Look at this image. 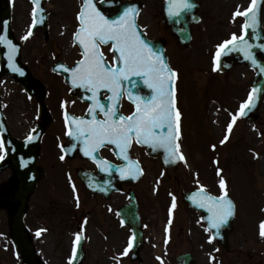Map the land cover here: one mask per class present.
Here are the masks:
<instances>
[{
	"label": "rangeland",
	"instance_id": "obj_1",
	"mask_svg": "<svg viewBox=\"0 0 264 264\" xmlns=\"http://www.w3.org/2000/svg\"><path fill=\"white\" fill-rule=\"evenodd\" d=\"M4 1L14 7L13 26L20 32L21 38L32 22L31 4L28 0H0V12ZM163 1L141 0L144 8L140 22L150 37H161L168 43L171 64L178 74L176 86L181 114V148L185 159L176 170L164 176L160 175L158 164L147 162V177L137 189L143 205L147 238L141 258L132 261L127 256L131 254L130 249L124 254L129 244L127 232L118 227L111 214H107L106 203L87 193L77 179L60 178L59 168H55L30 198L26 217L36 250L44 264H69L76 232H82L87 238L83 264H111L108 258L111 252L124 256L120 258V264H176L177 255L187 251L196 257V264H264V237L260 235L258 224L260 219L264 220V99L259 110L260 118L256 122L245 123L237 115L229 133L228 124L239 112L241 104L245 103L244 88L247 86L249 89L254 72L246 66H238L230 73L221 74L214 69L212 62L217 45L230 39L233 33H241L238 26L240 16H234V13L238 9H247L251 0H199L202 21L193 27L195 39L188 48L179 47L176 39L164 29L161 22ZM80 3L81 0L49 1L47 7L52 16L48 38L45 40L36 33L28 38L24 47L22 59L25 63L29 62L34 72L41 71L37 68L39 65L48 67L57 58L70 63L78 57L71 32L73 26L76 27L72 16L78 11ZM54 77L56 79L51 81L48 79L53 96L48 97V103L52 111L62 112L64 102H59L56 91L60 96L62 92L66 95V86L59 76ZM13 86L17 88L16 92ZM2 91L7 104L4 112L8 126L14 136L21 137L30 125L28 123L35 114L36 105L26 101L20 87L13 84L8 76L0 77L1 104ZM70 99L67 94L66 101ZM213 107L221 116L217 129L213 127L210 115ZM56 130L48 128V136L53 137L54 133H58ZM226 135L228 139L221 143ZM215 148H224L221 159L225 158L226 173H223L220 164L219 167L216 165ZM0 155L4 152L0 151ZM12 172L11 168L0 171V192ZM218 175L228 176L240 192L236 194L240 204L239 216L236 227L228 236L229 250L212 242L205 225L197 221L199 215L181 202L183 194L196 185L206 188L215 186L212 181ZM173 197L175 208L171 207ZM115 201L110 200L109 205L115 207ZM90 210V219L83 220ZM10 220L11 214L0 209V264H23L18 256L16 259L10 247ZM81 221L86 225H82Z\"/></svg>",
	"mask_w": 264,
	"mask_h": 264
},
{
	"label": "snow or ice",
	"instance_id": "obj_2",
	"mask_svg": "<svg viewBox=\"0 0 264 264\" xmlns=\"http://www.w3.org/2000/svg\"><path fill=\"white\" fill-rule=\"evenodd\" d=\"M34 7L32 9V26L42 23L44 9L40 6L41 0H32ZM264 0H251L247 9L234 13V16H243L248 19L242 25V34L237 36L232 34L230 40L224 41L217 45L215 54L216 68L220 66V58L227 51L239 50L244 53L245 59L251 60L256 64V58L251 51L253 45L246 39L248 29H256L258 24V9ZM193 4L189 0H169V15L178 17L183 12L191 9ZM137 8L129 6L124 8L121 15L115 19H109L103 12L96 7L95 0H83L81 11L78 14L80 27L74 34V39L79 42L83 48V59L78 61L76 67L70 69L72 73V84L78 83L85 88H91L93 93L99 88L110 89L113 96L110 99L119 101L121 92L120 85L122 80L128 79L131 75H143L144 83L152 90L149 94L135 97L129 92V99L135 104V110L131 115H119L116 111L105 110L104 106L96 102L89 109L90 113L99 109L104 114V119H97L95 115L92 119L73 117L71 121L65 115L66 122L75 125L74 131L69 130L68 135L74 136L77 140L83 141V152L86 156L95 159L94 153L104 146L105 142L116 145L119 148V155L129 161V165L136 164L137 167L132 169L129 165L121 167L119 170L123 175L125 171L132 174L133 171L139 173L142 170L138 167V162L130 161L127 149L130 147L132 139L135 138L137 143L151 145L153 147H163L167 151V162L184 160L183 153L180 152V146L177 143L180 132V112L176 107L174 82L177 73L166 63L164 57L158 52H154L149 42H146L137 30L136 25ZM32 35L29 31L23 39ZM0 43L8 47L7 58L9 66L13 71L21 72L22 69L17 67L13 61L17 46L7 38L6 35H0ZM111 43L112 47L119 53V58L123 61V67L113 68L106 65L103 60L101 44ZM264 48V45H259ZM64 69L65 65H58ZM264 71V69H262ZM253 89L249 94L248 100L242 103L239 112L233 115L232 122L228 124V132H231L233 124L236 122L237 115L245 116L246 109H250L253 104ZM33 139L32 136L27 138ZM228 139L226 135L221 143ZM74 147V146H73ZM215 147V145H213ZM0 151L6 154L5 143L0 139ZM4 155H0V160ZM63 159V157H61ZM103 171H109L111 165L107 160H97ZM219 174V173H218ZM221 189L226 188L223 178L220 179ZM191 199L198 203L201 208H207L211 214L208 220L211 221V227L219 229L227 223L229 217L234 215V202L228 198L227 192L220 196L207 194L204 187L201 186L199 192L193 193ZM172 208L176 207L175 198L173 197ZM171 212V209H170ZM171 223V221H169ZM260 235L264 237V221L260 224ZM43 231V230H41ZM40 233L38 232L37 235ZM214 237H210V240ZM81 239L79 233L76 234V243ZM134 237L130 238L128 248L124 254L133 246ZM76 255V249L73 248V257Z\"/></svg>",
	"mask_w": 264,
	"mask_h": 264
},
{
	"label": "water",
	"instance_id": "obj_3",
	"mask_svg": "<svg viewBox=\"0 0 264 264\" xmlns=\"http://www.w3.org/2000/svg\"><path fill=\"white\" fill-rule=\"evenodd\" d=\"M190 3L193 4V7L191 9L186 10L185 12H183L180 16L178 17H174V16H170L169 15V11H168V7H169V0H166L165 2V6H164V22L167 23V26L169 28L172 29V33L176 34L179 36V43L182 46H186L189 44L190 40H191V34H190V27L189 24L191 23V21L195 18L196 16V12H197V4L195 3V0H189ZM96 3V7L99 8V10L101 12H103L105 14V16H107L109 19H115L117 18L119 15L122 14L124 8L129 7V6H135L137 8V13H136V25H137V16H138V12L140 10V7L135 4V3H123L121 1H113V0H109V1H102ZM261 6V5H260ZM115 12H114V11ZM259 15H260V7L258 9V24L255 30L249 28L248 32H253V39L250 41L249 39V43L253 45L251 51L253 52L257 63L253 64L251 60L245 59L244 53L242 51L239 50H233V51H227V49L223 50V52L225 54H222L221 58H220V68L221 69H226L229 66H232L236 63L239 62H247L250 63L254 68H256L257 73H258V77L261 78V80L254 85V88L257 89V92L254 93V99H253V104L250 107V109H246V112L248 113V111L251 110V108H255L256 105L258 103H260L261 97L263 96L264 93V71H262V69H264V48L259 47V45H264V31L261 27L260 21H259ZM3 18H1V22H0V35H2V24L4 22V25L6 27H8V12L3 14L2 16ZM7 18L5 21H2L4 18ZM248 19V18H247ZM197 20V19H195ZM137 30L139 32V34L141 35V37L146 41L149 42L151 47L153 48L154 52H158L160 55H162L167 62V57L165 56L164 53V42L159 41V42H155V41H150L148 40L144 34L142 33L141 29L137 26ZM11 38V36H9ZM9 39V38H8ZM247 39V38H246ZM78 42V41H76ZM79 43V42H78ZM2 46L4 47L6 52H2ZM81 46V45H80ZM82 47V46H81ZM83 49V48H82ZM113 51L115 52V64L116 66L113 68H118V67H123V61L119 58V53L116 51V49H114L112 47ZM7 51H8V47L6 44L0 43V61L2 62V57H6L7 55ZM227 56H232L234 57V60L231 61V63L227 62L226 57ZM19 57H20V46L17 47L16 53L13 57V61L12 63H18L19 61ZM10 63V62H9ZM16 65V64H15ZM8 67L10 69V71L13 74H20V72L17 71H13L12 68L9 66ZM60 72H63L64 74L67 71V69H58ZM69 76L67 77L68 82L73 86L72 84V73L71 71L68 72ZM24 79H28V77H25ZM145 77L143 75H131L128 77V79L126 80H122L121 81V85H120V92H122L123 89H125L128 97H129V92H131V94L135 97L136 95H147L149 94L152 90H150L147 85L144 83ZM80 84L78 83L76 86H73L74 89H78L80 88ZM174 88H175V82H174ZM253 88V89H254ZM0 125L2 127V113H1V108H0ZM149 148H152L154 151L156 152H161L165 158V160L167 159V151L165 150V148L163 147H153L151 145H147ZM12 150H14V155H15V159L19 156V154H22V148H13ZM13 159L12 162L15 165V169H16V173H15V180H14V186L13 189L10 191V195L9 196H2L0 195V203L4 206H8L9 208L14 209L15 214L13 216V222H12V227H13V238L15 241L16 246L18 247L19 252L22 255V258L26 261L27 264H35V257L33 254V249L30 246V244H28L26 242V237L25 234L23 232V214L24 211L26 209V201L28 196L33 192L34 187H35V183L36 181L34 180H30V176H31V169L30 167H27L25 169H20L19 166V162L17 163L16 160ZM27 159V158H26ZM10 161V160H9ZM10 163V162H9ZM171 162H167V164H170ZM2 168V166H1ZM83 177H85V180L87 185L94 191H102L100 189V185L97 183H94L92 181L91 178L85 176L84 174H82ZM99 187V188H98ZM196 193V192H195ZM193 193L186 195V200L195 208H198L200 210L205 211V220L208 223L209 227H211V221L208 220V217L211 215L207 208H201L199 206L198 203L194 202L193 199H191L190 197H192ZM233 215L231 217L228 218L227 223L223 224L219 229H214V234L215 236H217L218 238H222L221 236H219V231L221 228H223L224 231L228 230L230 227V223H231V219H232ZM130 224L134 227L137 228V224L133 221L130 222ZM223 231V234H224ZM136 233V237L134 239V244H133V248L135 250V253L138 252L139 248L142 245V233L138 230H135ZM224 243V242H223ZM83 257V253L81 250V243H79L78 248H77V252H76V257H75V261L74 264H77L80 259ZM180 264H193L192 263V257L188 254L183 255L180 257Z\"/></svg>",
	"mask_w": 264,
	"mask_h": 264
},
{
	"label": "flooded vegetation",
	"instance_id": "obj_4",
	"mask_svg": "<svg viewBox=\"0 0 264 264\" xmlns=\"http://www.w3.org/2000/svg\"><path fill=\"white\" fill-rule=\"evenodd\" d=\"M79 101L80 100H78V98L74 97L71 101H69L67 103L65 111L71 110V111L76 113V109L84 108V105L87 106V103H84L81 101L79 102ZM47 103H48V101H47ZM49 108H50L52 115H53V117H52V115L50 114L51 115V117L49 118L51 121L50 123L53 125L54 129H59L63 125L62 124L63 122H61V120L59 119L60 113H59V111H56V110H55V112H54V110L52 111L51 106H49ZM85 109H86V107H85ZM85 109L82 110L83 112L80 115L84 114ZM121 111L124 114L129 115L132 111V107L127 101L123 100L122 106H121ZM259 118H260V115H258L254 121L258 120ZM47 123H44V127H45L44 128V135H43V138L41 141V146H40V151H39V161H38V163L45 168L46 173H47L48 169H52V171H53L56 168L55 160H54V158H55L54 151L56 148V146L54 145V141L56 138L54 136L53 137L48 136ZM38 125H39V122L37 121L36 126H38ZM65 136H66V131H65L64 135L62 136V139L64 142L63 145L69 144V142L65 139ZM101 155L104 158H106L107 160L114 162L115 164H119V161H117V159L115 158L114 153L112 152L111 148H109V147L103 148L101 150ZM65 161L67 164H69L68 166H66L67 168L64 170V172L68 175L76 172V170L78 168H84L87 170H96L95 165L91 161L82 159L78 153H74L72 158H65ZM50 173L51 172H48L47 174H45V178L46 177L49 178ZM225 183H226V188L224 189L223 192L230 191V189H231L230 186H227L228 183L226 181H225ZM119 188H120V191L118 194H122L121 197H118L119 207H120V206L126 204V202L128 200L129 193H130V191L135 189V185H130V184L124 183V184H121ZM119 207H117L115 210L116 214H115L114 218H115L116 222H119L121 224L120 218L117 214ZM123 227H125V226H123ZM125 228L129 229L128 227H125Z\"/></svg>",
	"mask_w": 264,
	"mask_h": 264
},
{
	"label": "bare ground",
	"instance_id": "obj_5",
	"mask_svg": "<svg viewBox=\"0 0 264 264\" xmlns=\"http://www.w3.org/2000/svg\"><path fill=\"white\" fill-rule=\"evenodd\" d=\"M210 115H211V120H212V122H213V127H214L215 129H217V126H218L219 120L221 119V116H220V114L216 111V108H215V107L212 108V110H211V112H210ZM93 238H96V236H93ZM111 262H112V264H116L114 259H112ZM117 264H118V263H117Z\"/></svg>",
	"mask_w": 264,
	"mask_h": 264
}]
</instances>
